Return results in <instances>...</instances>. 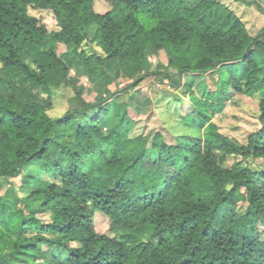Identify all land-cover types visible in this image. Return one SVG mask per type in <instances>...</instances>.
<instances>
[{"label": "trees", "instance_id": "1", "mask_svg": "<svg viewBox=\"0 0 264 264\" xmlns=\"http://www.w3.org/2000/svg\"><path fill=\"white\" fill-rule=\"evenodd\" d=\"M96 2L0 0V180L26 172L31 200L19 207L14 189L0 194V264H264V91L261 126L245 143L214 121L233 95L264 89V27L251 35L220 0H111L105 11ZM29 5L52 9L60 29ZM91 29L101 52L82 48ZM69 50L91 85H112L116 61L131 79L125 90L148 75L179 89L154 104L169 139L161 129L134 134L119 91L86 98ZM185 74L203 76L200 91ZM62 86L76 106L53 118ZM232 155L242 160L228 167ZM141 227L152 233L136 243L110 234Z\"/></svg>", "mask_w": 264, "mask_h": 264}, {"label": "rangeland", "instance_id": "2", "mask_svg": "<svg viewBox=\"0 0 264 264\" xmlns=\"http://www.w3.org/2000/svg\"><path fill=\"white\" fill-rule=\"evenodd\" d=\"M221 2L232 8L236 14L245 22L246 27L251 35H256L264 27V13H262L255 4H249L247 1L259 2L264 7V0H220ZM111 7V0H97L96 8L99 11H105ZM29 13L35 17L41 24L45 25L49 31H57L60 29L58 19L55 13L50 8H42L35 5H29ZM94 35V29H91V38H87L83 43L82 48L90 52H101V49L94 40H91ZM61 50V49H60ZM65 61L70 69V73L78 80V86L84 93L85 97L90 100H101L107 95L119 91L116 97L119 101H130V113L134 117L136 123L133 128V133H148L161 129L165 137L169 139L170 135L163 127L160 115L155 107L156 99L162 92L179 91L173 89L166 79H161L155 75H148L145 79L133 89L125 90L126 86L131 82V79L121 70L119 63L116 61L110 62L109 70L115 75V82L106 87L103 85H91L84 71L83 65L72 51H68L65 55ZM161 60L165 62L164 52H161ZM151 62L152 69L155 68L157 59ZM243 69V66H240ZM185 80L192 81L194 88L197 91L201 90L203 76L185 74ZM263 91L251 94H235L227 102L224 110L217 113L214 121L218 124L219 130L228 135L238 143H245L248 135L258 129L261 124L259 121V98L263 96ZM74 91L71 86H62L54 89L52 93L53 108L49 114L53 118L63 116L68 110L76 106V102L72 101ZM188 101V100H186ZM185 109L190 108L189 102L184 104ZM112 122H105L106 127H110ZM236 160H242L240 156H229L226 166H232ZM249 162L253 167H260L263 163L261 159L243 160ZM34 168V166H30ZM28 167V169H30ZM28 171V170H27ZM26 182V172L14 179L0 180V194H3L6 189H14V195L19 207H23L25 203L30 202L28 199V189L24 186ZM241 205H244L241 203ZM109 227V221L101 214L97 215L96 228L99 232H106ZM151 229L141 227L136 229H118L110 233L113 237L120 240H125L128 243H136L146 240L151 236ZM55 249L44 247V251L52 254Z\"/></svg>", "mask_w": 264, "mask_h": 264}, {"label": "crops", "instance_id": "3", "mask_svg": "<svg viewBox=\"0 0 264 264\" xmlns=\"http://www.w3.org/2000/svg\"><path fill=\"white\" fill-rule=\"evenodd\" d=\"M230 1H232L233 2V0H230ZM238 15V14H237Z\"/></svg>", "mask_w": 264, "mask_h": 264}]
</instances>
